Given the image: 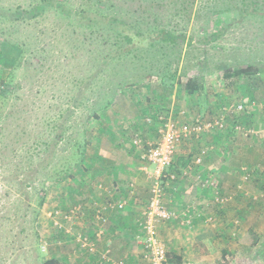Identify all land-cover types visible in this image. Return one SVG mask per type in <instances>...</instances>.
<instances>
[{
    "label": "rangeland",
    "instance_id": "1",
    "mask_svg": "<svg viewBox=\"0 0 264 264\" xmlns=\"http://www.w3.org/2000/svg\"><path fill=\"white\" fill-rule=\"evenodd\" d=\"M24 11L34 16L16 14ZM111 17L127 24L111 25ZM160 31L182 39L162 41ZM246 67L254 72L234 74ZM191 78L199 93H187ZM240 105L243 112H232ZM159 117L222 123L178 143L168 172H179L177 157L188 150L204 159L218 146V169L230 159L240 184L231 191L249 192L245 200L259 204L264 224V0H0V264H98L95 254L86 257L96 242L81 222L85 210L89 225L105 229L108 221L95 222L100 207L81 184L83 168H98V151L124 156L100 166L108 175L125 167L130 181H146V193L130 188L140 220L150 188L144 168L151 170L141 157L161 138ZM217 178L198 185L213 187L217 198ZM99 181L92 178L91 192Z\"/></svg>",
    "mask_w": 264,
    "mask_h": 264
},
{
    "label": "crops",
    "instance_id": "2",
    "mask_svg": "<svg viewBox=\"0 0 264 264\" xmlns=\"http://www.w3.org/2000/svg\"><path fill=\"white\" fill-rule=\"evenodd\" d=\"M210 146L213 147L214 145L210 144ZM216 148V150L209 152L208 156H204L203 164L198 169H193L191 172L185 169L193 163L197 156L194 157L188 150L186 155L177 157L178 160L184 162L189 159L190 163L179 167L178 173H173L175 180L169 185L167 184L165 189L164 201L166 205L164 206L177 214L176 219L168 221L169 223L161 228L159 234L167 251L168 264H264V250L259 253L256 250V247H261V244L263 246L264 242V227H261L264 224L262 223V216H259L261 214L259 204L255 203V206L252 202H250L252 205L247 203L245 197L248 198L249 192H246L241 198L242 193L240 191H231L235 185L239 188V177L237 180V176L234 177L235 175L231 173L230 168H232L233 163L230 159L224 161V163L230 162L226 167L223 166L221 170L218 169L220 167L217 166V163H220L221 156L219 147L216 146ZM112 156L101 154L99 151L95 153L93 160L95 161L94 165L98 168L90 170L84 166L81 184L86 193L93 195L96 202L93 208L103 207L108 203L107 201L124 200L126 205L124 210L119 213L104 212L107 218L105 220L108 221V227L105 229V225L102 228H97L95 223V226L89 225L87 220L90 217L84 209L86 218L81 222V225L84 224L85 226L86 224L84 234L89 230L87 228L89 227L91 231H88V235H86L90 237L91 241L95 239L96 242L95 250H91V253H88L89 256L86 257L95 254L98 259L95 262L105 264L100 260L99 254L106 252L105 249L111 248L112 258H117L114 261L124 260L126 264H145L141 259V247L135 240V227L137 226L140 208L135 205L137 199H135V193L130 188L133 183L139 186L138 190L146 193V190L142 189L147 187L146 181L137 178L134 179L137 184L133 180L130 181L132 173L125 167L121 169V174L118 171L112 172L113 170L109 171L110 175L106 174L105 171L107 170L102 169L103 165L100 166L103 162L116 163L117 160H121L122 163L125 162L124 156L119 159ZM175 158L173 157L172 160ZM173 164L174 161H172ZM144 176L146 178L145 174ZM92 178L93 181L100 180V186L95 189V192H91L90 187H88ZM206 178H217L222 183L217 197L219 203L215 201L213 187L198 185L199 179ZM102 186L106 187L107 190H102ZM124 191H129L131 195L127 197L128 195ZM230 196H237L235 197L237 202L230 203ZM226 200L227 203H225ZM235 213L238 216H234ZM185 216L190 219V225L184 223ZM252 219L254 220L252 221ZM237 226L239 229H236ZM251 230L255 231L257 235L251 233ZM255 236L258 237V246H253ZM233 242L236 244L233 245ZM238 244L239 247L235 248ZM244 248L250 249V252ZM84 251L87 252V250ZM84 260H88V258Z\"/></svg>",
    "mask_w": 264,
    "mask_h": 264
},
{
    "label": "built area",
    "instance_id": "3",
    "mask_svg": "<svg viewBox=\"0 0 264 264\" xmlns=\"http://www.w3.org/2000/svg\"><path fill=\"white\" fill-rule=\"evenodd\" d=\"M232 112H243V106L240 105L237 109L233 108ZM159 120L162 125L161 138L156 143L149 144L141 157L142 161L151 167L150 171H146L147 169L144 168L147 179L150 180L149 200L146 208L141 213L140 220L137 221L141 233L135 237L137 244L141 247V259L145 264H168L167 251L160 240L157 227L159 223L172 221L177 217L174 211L166 209L163 204L164 182L175 179L174 174H170L168 169L172 165L176 146L182 141L191 140L192 136L199 135L203 129L222 128V123L218 121L201 123L198 119H195L192 122H183L176 125L170 118L159 117ZM138 142V140L135 141L136 144ZM201 154H204V151ZM202 159V155L195 157L194 166L199 165ZM187 169L191 170V167L187 166ZM207 183L212 184L209 181ZM215 201L219 203L217 198H215ZM125 205L124 200L107 203L96 211L95 222L104 223V212L119 213L124 210ZM184 223L190 225L191 221L185 216ZM77 241L83 247H93V244H88L87 239L80 240L79 238ZM109 253V250H107L100 255V259L106 264H126L124 260L111 262L108 257Z\"/></svg>",
    "mask_w": 264,
    "mask_h": 264
},
{
    "label": "trees",
    "instance_id": "4",
    "mask_svg": "<svg viewBox=\"0 0 264 264\" xmlns=\"http://www.w3.org/2000/svg\"><path fill=\"white\" fill-rule=\"evenodd\" d=\"M36 12V11H35ZM27 14H31V16H34L33 12H17L16 14H18V16H23V15H26ZM18 16H15L16 18ZM19 18V17H18ZM89 20V21H92L93 18L89 17V16H85L83 17V20ZM111 25H120V26H125L127 23L120 19V18H114V17H111V19L108 21ZM160 35V39L162 41H165V42H172L174 43L176 39H182L181 35H176L174 33H171V31H167V32H159L158 33ZM125 39L127 40V42H131V38L129 37H125ZM252 72H254V70H252V67H246L244 69H239L237 70L236 72H234V74H237V75H243V74H251ZM184 87L187 91L188 94H194V93H199L200 90H201V85L199 84V82L197 81V79H188L186 81V83L184 84ZM54 139L56 141H60L62 139V135L59 133V134H56L54 136ZM189 162V159H187V161H183V165L182 166H186V164ZM174 165L170 166L169 169L171 170L173 168ZM177 170H179V168H176ZM45 264H59L57 261L55 260H49L47 262H45Z\"/></svg>",
    "mask_w": 264,
    "mask_h": 264
}]
</instances>
